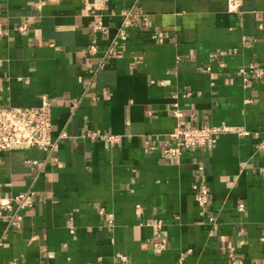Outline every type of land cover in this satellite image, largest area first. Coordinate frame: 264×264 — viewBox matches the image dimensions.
Returning a JSON list of instances; mask_svg holds the SVG:
<instances>
[{"label":"crops","instance_id":"obj_1","mask_svg":"<svg viewBox=\"0 0 264 264\" xmlns=\"http://www.w3.org/2000/svg\"><path fill=\"white\" fill-rule=\"evenodd\" d=\"M43 95L66 137L0 153V194L32 192L0 210V264H264V0H0V106ZM178 123L228 129L176 158Z\"/></svg>","mask_w":264,"mask_h":264},{"label":"built area","instance_id":"obj_2","mask_svg":"<svg viewBox=\"0 0 264 264\" xmlns=\"http://www.w3.org/2000/svg\"><path fill=\"white\" fill-rule=\"evenodd\" d=\"M241 4V0H226L227 11L235 12ZM86 7H88L86 5ZM95 20L93 23L94 31L104 30L101 20L102 5L97 4L93 8ZM123 20L116 29V33L110 44L104 50V56L116 54L118 39L124 35L126 27L131 20L128 18L129 12H122ZM134 20L138 16L132 13ZM143 20L145 18H142ZM23 26H21L22 28ZM89 51L94 52L95 46H90ZM247 71L260 74L253 63L245 68H240L239 72L245 74ZM51 100L47 96H41L38 104L27 107L0 106V153L9 150L35 148L50 153L57 148L61 139L66 137L65 132L61 131L56 137L52 135L51 124ZM173 114L179 118L181 112L176 106ZM228 128L224 125H200L182 126L180 123L176 128L166 135L163 153L178 158L186 149L211 147L216 142L217 136ZM84 136L90 139H101L102 136L97 130H86ZM113 140V136H108ZM194 199L198 205L206 202L207 188L205 184H193ZM32 192L26 191L14 196L6 197L0 194V210L8 209L15 205L19 210L27 208L32 204ZM237 210H243V204L238 203ZM19 218V217H18Z\"/></svg>","mask_w":264,"mask_h":264}]
</instances>
